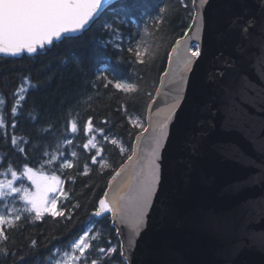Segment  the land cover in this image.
I'll return each instance as SVG.
<instances>
[{"label":"water","instance_id":"95a60500","mask_svg":"<svg viewBox=\"0 0 264 264\" xmlns=\"http://www.w3.org/2000/svg\"><path fill=\"white\" fill-rule=\"evenodd\" d=\"M116 1L104 0L103 8ZM203 16L202 56L187 71L168 62L147 131L134 141L136 155L106 190L109 199L123 197L127 219L107 215L119 226L120 244L134 240L131 264H264V0H208ZM22 54L33 53L13 56ZM174 103L160 149L162 183L133 237L130 198L150 167L157 125Z\"/></svg>","mask_w":264,"mask_h":264},{"label":"trees","instance_id":"16d2710c","mask_svg":"<svg viewBox=\"0 0 264 264\" xmlns=\"http://www.w3.org/2000/svg\"><path fill=\"white\" fill-rule=\"evenodd\" d=\"M185 3L187 8L179 0H118L81 33L48 46L46 51L0 56V97L5 102L0 173L11 165L20 177L16 182L24 184L28 183L20 175L24 165L59 176L63 192L57 211L65 214L53 217L45 212L36 220L35 212H21L14 228L4 225L8 239L0 247L7 249V255L0 253V264H53L89 228L94 229L95 239L93 232L85 239L90 244L85 250L86 262L74 260L71 264H91L93 259L98 264H124L110 216L98 220L90 216L114 173L131 155L136 136L145 128L149 104L167 68V54L191 22V0ZM161 8H166L162 14ZM159 15L164 19L156 31L152 18ZM105 24L118 31L108 30ZM146 25L148 32L144 33ZM145 48L150 50L147 62L138 64L135 52L143 53ZM25 77L35 86L27 93L23 91L28 87ZM116 82L135 83L137 90L125 93L114 87ZM19 96L26 99L14 118L11 109ZM71 122L77 125L76 133L71 132ZM13 137L17 139L15 145ZM85 144L89 147L84 148ZM53 154L55 161L51 160ZM65 163L72 167H61ZM5 204L4 200L0 208ZM113 246L118 251L111 259L98 255L100 247Z\"/></svg>","mask_w":264,"mask_h":264},{"label":"snow or ice","instance_id":"6c2138e0","mask_svg":"<svg viewBox=\"0 0 264 264\" xmlns=\"http://www.w3.org/2000/svg\"><path fill=\"white\" fill-rule=\"evenodd\" d=\"M104 0H0V53L17 55L21 52L26 51L27 53H37L38 50H47L48 46H52L56 42H62L64 39L71 38L69 34L76 33L81 30L86 29L90 22H94L95 19L99 18L103 11ZM180 4L187 8L185 0H179ZM208 0H191L192 12L190 13V23L183 34L176 39L175 44L172 45L171 52L167 54L169 65L172 64L174 60L178 61L185 71L190 70L191 65L194 61L200 58L203 54L202 47L200 44L201 32L204 26V16L203 7L207 4ZM166 11V8L159 9L162 14ZM163 15H159L156 18H152L153 24L156 25L155 30L159 31V25L163 21ZM123 23V21H121ZM254 24V19L248 20L244 25H241L242 31L247 33L249 31V26ZM105 27L110 31H118L114 29L112 24H105ZM144 33L148 32V26L142 30ZM120 47V45H116ZM129 52L133 49L129 48ZM149 49L145 48L143 53L139 50L135 52L138 64H145L147 61L145 57L149 56ZM40 54H44L41 52ZM167 71L165 75H167ZM181 82H183L184 77H180ZM25 84L28 87L23 88V91H27L34 88V85L28 83V78H24ZM111 83V81H109ZM163 83V80H161ZM107 87V85H105ZM116 89H122L125 93L135 92L137 90V85L135 83H120L116 82L114 84ZM157 94H159V89H157ZM18 95V93L16 94ZM179 94L175 99L179 100ZM26 99V96H19V98L13 104L11 109L12 115L15 118L17 116L18 108L22 107V103ZM3 97H0V126L3 125V115L2 107L4 105ZM177 105L174 103L169 108V115L165 120L157 125L159 129V135L153 136L155 147L153 148L152 159L150 162V167L148 169L147 175L133 197H131V204L134 208L135 216L132 223L136 226V230L133 232V237L139 236L142 230L145 220L147 210L151 207L154 196L156 195L157 189L162 183L161 167L162 158L160 155V149L164 146L168 139L167 125L173 109ZM151 108V105H149ZM34 119V118H33ZM89 127L91 126V118L88 121ZM12 127H16L15 120L12 123ZM145 132L147 129L144 130ZM71 132H77V125L75 122H71ZM140 137L138 136L137 139ZM17 139L12 138V144L15 145ZM64 143H71L70 140H65ZM91 141H89V144ZM115 144L116 141L112 140ZM89 144H85L84 148H88ZM94 146V145H93ZM19 151L23 152L21 148ZM123 151V149H121ZM44 155H49L45 152ZM75 156V153H72ZM99 155V153H97ZM136 152L133 149V155L128 157V161L133 160ZM61 159H66L62 155ZM51 160H57L56 155L51 156ZM92 162L96 163V156L92 157ZM127 164V162H126ZM126 164L120 166V170L115 172L112 179L109 181V187L113 188V181L117 180V177L121 176L122 172L125 170ZM61 167L71 168V163H65ZM87 170V166H85ZM86 174V173H85ZM11 179H7L8 176ZM21 176H26L31 182V186L35 191H29L28 188H17L13 186V182L19 179L17 172L12 169L11 165L5 170V172L0 173L4 179H0V203L6 200L12 193H18L20 199L25 202V207L23 209H11L8 208L7 204L3 208H0V243L7 241L8 237L5 235L4 225L9 228H14L16 222L21 220V212L31 213L35 212V219L40 220L45 212L51 213L53 217L64 216L63 211H57V198L55 195L49 199V194H55L58 190L63 192L62 188H59L63 182L57 175H47L43 171H36L27 165L23 166ZM66 196L67 194L64 193ZM123 197L112 196L109 199V193L105 192L104 197L99 200V206L96 208L93 215L97 217H102L111 213L113 217L121 216L122 220L127 219V214L125 212V206L121 203ZM28 205L31 207L29 208ZM78 206V205H77ZM9 213L8 216L4 213ZM14 214V219L12 218ZM70 218V217H69ZM93 232L94 229L89 228L84 231L83 235L72 244L69 245L74 259L77 262L87 260L86 249L90 248L89 243H85V238L89 236V233ZM117 232L119 234V226L117 227ZM95 239V233L93 235ZM31 245L35 247L36 241H31ZM135 243L133 239H129L127 242V247H125L124 242L119 245V255L121 256L124 264H131L130 253L133 251ZM78 250L79 255H74ZM117 247H109L107 249L100 247L98 249V255L102 258L111 259L114 253H117ZM0 253L7 255V249L0 247ZM68 253L65 252L64 256L68 257ZM23 259V258H21ZM56 264H60V261H56ZM91 264H98L96 259L91 261Z\"/></svg>","mask_w":264,"mask_h":264},{"label":"rangeland","instance_id":"374dc122","mask_svg":"<svg viewBox=\"0 0 264 264\" xmlns=\"http://www.w3.org/2000/svg\"><path fill=\"white\" fill-rule=\"evenodd\" d=\"M34 170L40 171V170H37V169H34ZM45 174H47V173H45ZM47 175H49V174H47ZM49 176H51V175H49ZM1 179H4V177H2ZM7 179H11V178L7 177ZM26 180L28 182L27 184L17 183L16 181H14L13 182V186L17 187V188H28L29 191H35V189L31 186V182L27 179V177H26ZM59 188H61V185H59ZM61 193L62 192L59 191V190L55 194L50 193L49 194V199H51L53 197V195H55V197L58 200V198L60 197ZM20 195L21 194H18V193H12L11 196H9L5 200V203L7 204L8 208H11V209L15 210V209H23L25 207V202L20 199ZM28 207L30 208L31 206L28 205ZM14 214L15 213H13V216H12L13 219H14ZM4 215L8 216L9 213L5 212ZM77 252H78V250L75 252L74 255H76ZM67 253L69 254L68 257H65L64 254L63 255H58L57 258L54 260L53 264H56V261H58V260L60 261V264H71L75 260L71 249H69V251H67Z\"/></svg>","mask_w":264,"mask_h":264}]
</instances>
